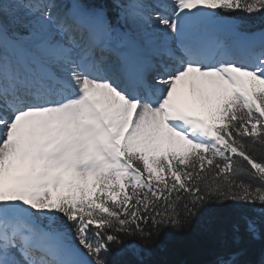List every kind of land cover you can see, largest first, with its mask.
<instances>
[{
	"label": "snow or ice",
	"instance_id": "snow-or-ice-1",
	"mask_svg": "<svg viewBox=\"0 0 264 264\" xmlns=\"http://www.w3.org/2000/svg\"><path fill=\"white\" fill-rule=\"evenodd\" d=\"M212 206L264 239V0H0V264H141Z\"/></svg>",
	"mask_w": 264,
	"mask_h": 264
},
{
	"label": "trees",
	"instance_id": "trees-1",
	"mask_svg": "<svg viewBox=\"0 0 264 264\" xmlns=\"http://www.w3.org/2000/svg\"><path fill=\"white\" fill-rule=\"evenodd\" d=\"M248 22L261 26L259 20ZM235 215L236 210L232 207L212 206L183 229H160L151 246L138 257L127 254L118 259L138 260L141 264H214L218 254L227 246L244 252L242 260L258 261L264 251V239L252 241L244 238L236 244L230 228Z\"/></svg>",
	"mask_w": 264,
	"mask_h": 264
},
{
	"label": "bare ground",
	"instance_id": "bare-ground-1",
	"mask_svg": "<svg viewBox=\"0 0 264 264\" xmlns=\"http://www.w3.org/2000/svg\"><path fill=\"white\" fill-rule=\"evenodd\" d=\"M184 96H186V98ZM193 98L194 97L190 94V92L186 94L184 93V90L183 92L181 91V89L179 90V102L181 103V105L186 109H191V114L196 115L197 111L195 109L194 102L196 101L199 102V101L198 99H193Z\"/></svg>",
	"mask_w": 264,
	"mask_h": 264
},
{
	"label": "rangeland",
	"instance_id": "rangeland-1",
	"mask_svg": "<svg viewBox=\"0 0 264 264\" xmlns=\"http://www.w3.org/2000/svg\"><path fill=\"white\" fill-rule=\"evenodd\" d=\"M183 90H184V93H186V94H188L189 93V91H188V89L187 88H181V91L183 92ZM185 98H186V96H184ZM193 99H197V98H193ZM194 105H195V109H196V111H197V113H196V115H203L204 113H202L201 111H200V109H199V102H194Z\"/></svg>",
	"mask_w": 264,
	"mask_h": 264
}]
</instances>
